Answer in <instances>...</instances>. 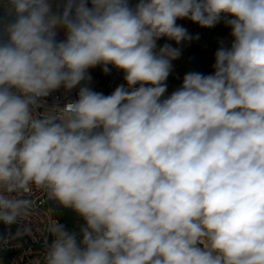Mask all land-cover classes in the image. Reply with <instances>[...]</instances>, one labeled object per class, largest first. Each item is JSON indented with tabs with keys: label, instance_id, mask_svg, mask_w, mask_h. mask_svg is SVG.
<instances>
[{
	"label": "clouds",
	"instance_id": "clouds-1",
	"mask_svg": "<svg viewBox=\"0 0 264 264\" xmlns=\"http://www.w3.org/2000/svg\"><path fill=\"white\" fill-rule=\"evenodd\" d=\"M178 20L232 40L166 95L200 38ZM37 193L76 218L43 264H264V0H0V249Z\"/></svg>",
	"mask_w": 264,
	"mask_h": 264
},
{
	"label": "built area",
	"instance_id": "built-area-1",
	"mask_svg": "<svg viewBox=\"0 0 264 264\" xmlns=\"http://www.w3.org/2000/svg\"><path fill=\"white\" fill-rule=\"evenodd\" d=\"M225 27L226 34L217 36L215 41L220 45L223 43L225 46H230L232 40L230 36L231 29L226 25ZM89 74L92 77L91 87L93 90L102 92V86H104L106 95L111 94L117 86L125 83L123 72L117 71L115 68L108 75H105L100 67L89 69ZM76 96L77 89L67 94L61 89L48 97L47 102L51 104L56 100L62 105L65 102L74 100ZM34 198L37 207L34 214L29 217L32 235L15 242L10 249H0V264H43L44 242L45 239L51 240V236L45 229L49 223V219L52 222H56L58 219L54 214L51 202H45L42 194L37 193Z\"/></svg>",
	"mask_w": 264,
	"mask_h": 264
},
{
	"label": "trees",
	"instance_id": "trees-1",
	"mask_svg": "<svg viewBox=\"0 0 264 264\" xmlns=\"http://www.w3.org/2000/svg\"><path fill=\"white\" fill-rule=\"evenodd\" d=\"M132 2L135 3L133 0ZM189 22L192 26L190 33L192 35L199 34L200 38L190 44L181 46L185 59L193 67L195 72L209 75L214 70L213 64L215 63V53L220 47V44L215 41V38L226 34L225 23L221 21L214 28L205 29L199 27L191 21ZM182 79L183 78H176L170 75L167 81L171 85L180 87ZM102 93L106 95L104 86H102ZM52 207L54 214L60 223L64 224L68 229H72L75 226L76 221L69 215L68 210H55L54 205H52Z\"/></svg>",
	"mask_w": 264,
	"mask_h": 264
},
{
	"label": "crops",
	"instance_id": "crops-1",
	"mask_svg": "<svg viewBox=\"0 0 264 264\" xmlns=\"http://www.w3.org/2000/svg\"><path fill=\"white\" fill-rule=\"evenodd\" d=\"M133 1L135 2V0H133ZM177 23L183 25L185 28L188 29L189 32L191 31L192 26H191V24H190V22L188 20H178ZM166 42L171 43L173 47H176L177 46V45H175V42H169V41H166L164 39H161L158 42V44L163 45ZM173 66H174V70H173V73L171 75L174 76V77H176V78H183V76L187 72L194 71L193 67L185 59V56H184L183 51H182L181 57L178 60L173 61ZM166 83L168 85V89H167V93L168 94H170L171 92H173L174 90H176V89L179 88L176 85H171L168 81H166ZM68 212H69V215L72 218H74L75 221H76L75 216L70 211H68Z\"/></svg>",
	"mask_w": 264,
	"mask_h": 264
}]
</instances>
